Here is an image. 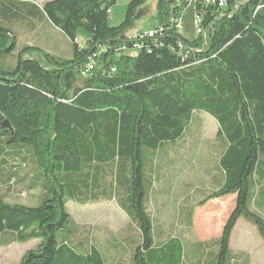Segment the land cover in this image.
Here are the masks:
<instances>
[{
    "label": "trees",
    "instance_id": "1",
    "mask_svg": "<svg viewBox=\"0 0 264 264\" xmlns=\"http://www.w3.org/2000/svg\"><path fill=\"white\" fill-rule=\"evenodd\" d=\"M222 1L156 0V24L128 39L147 0H128L114 26L115 0H0V246L38 241L19 264H106L104 245L66 203L110 201L117 185L134 233L105 242L114 264L125 253L130 264H182L186 241L155 234L144 185L157 152L174 148L195 112L219 135L215 187L197 204L229 195L235 204L217 239L187 244L188 262L203 250V264H230L241 217L264 239L252 209L264 206V0ZM21 21L60 31L70 57L18 45ZM15 188L38 190L37 203H6Z\"/></svg>",
    "mask_w": 264,
    "mask_h": 264
},
{
    "label": "rangeland",
    "instance_id": "2",
    "mask_svg": "<svg viewBox=\"0 0 264 264\" xmlns=\"http://www.w3.org/2000/svg\"><path fill=\"white\" fill-rule=\"evenodd\" d=\"M42 7L48 0H33ZM128 0H115L110 9L109 24H119L125 15ZM156 0H147L141 9L142 15L136 20L135 28L150 30L156 24L154 20ZM17 34V44H31L42 47L48 53L62 57H70L69 44L66 37L47 22L26 21L16 22L13 26ZM80 37L84 36L82 28L78 30ZM218 125L215 120L204 112H195L183 137L170 145L174 148H164L157 152L151 173V187L145 188L147 193V207L153 216L158 230L153 229L162 239L170 236H181L184 244L185 256L182 264H190L187 250L195 240L212 241L217 239L235 204V196L229 195L197 204V198L213 189L212 181L217 176L218 158L217 143ZM38 190L20 192L17 188L9 192L5 202L32 206L37 203ZM1 193V192H0ZM116 200H115V198ZM110 201L78 204L74 201L66 203L69 215L79 224L86 227L90 239L98 246V238L103 245V255L106 264H114L118 254L105 244L110 238H122L134 233L127 229L129 220L118 207L121 199L120 186ZM255 213L264 218V206L259 203L252 208ZM160 225V226H159ZM79 235L77 236L80 239ZM123 239H118L121 243ZM38 241L27 243H10L0 246V264H19L21 257L37 247ZM101 248V247H100ZM199 252H200V246ZM230 264H264V239L256 227L244 219L239 218L230 237ZM123 256V258H122ZM119 255L120 264H130L128 254ZM203 250L198 253V262L209 259ZM195 260L196 258L193 257ZM195 264V263H193Z\"/></svg>",
    "mask_w": 264,
    "mask_h": 264
},
{
    "label": "built area",
    "instance_id": "3",
    "mask_svg": "<svg viewBox=\"0 0 264 264\" xmlns=\"http://www.w3.org/2000/svg\"><path fill=\"white\" fill-rule=\"evenodd\" d=\"M206 2H210V0H206ZM219 4L220 5L223 4V1L222 0H219ZM199 21H200L199 19H195V24L197 25L199 23ZM179 24H180V22H179ZM198 28H197V31H200V29H198ZM137 31H138V28H133V30H131V32L127 36L128 39H133V37L135 36V34L137 33ZM151 36H152V34L149 33V37H151Z\"/></svg>",
    "mask_w": 264,
    "mask_h": 264
},
{
    "label": "water",
    "instance_id": "4",
    "mask_svg": "<svg viewBox=\"0 0 264 264\" xmlns=\"http://www.w3.org/2000/svg\"><path fill=\"white\" fill-rule=\"evenodd\" d=\"M141 15H142V12H141V10H139V11L137 12L136 16L134 17V20H135V21L138 20V19L141 17Z\"/></svg>",
    "mask_w": 264,
    "mask_h": 264
}]
</instances>
